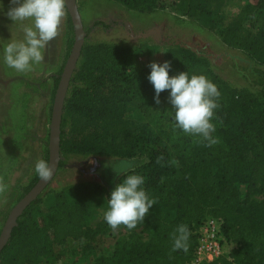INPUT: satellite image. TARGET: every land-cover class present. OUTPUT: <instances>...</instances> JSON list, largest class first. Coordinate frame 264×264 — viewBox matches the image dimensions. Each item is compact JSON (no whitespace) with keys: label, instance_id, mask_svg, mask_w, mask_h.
Returning <instances> with one entry per match:
<instances>
[{"label":"rangeland","instance_id":"374dc122","mask_svg":"<svg viewBox=\"0 0 264 264\" xmlns=\"http://www.w3.org/2000/svg\"><path fill=\"white\" fill-rule=\"evenodd\" d=\"M74 1L84 37L70 79L73 75L79 79L81 84L73 82L76 86L92 83L102 72L101 65L106 76L93 92L80 91L75 96L68 83L69 106L59 124L63 139L58 165L26 220L34 225L44 222L52 193L63 189L70 201L85 203L84 230L90 221L104 218L106 195L124 179L112 167L121 160L132 161L128 174H137L145 140L165 147L176 161L199 139L173 131L170 90L161 92L160 103H155L154 86L148 79L151 63L170 61L169 76L204 75L217 88L246 90L264 104V0H203L200 11L185 15L174 12L173 3L178 0ZM12 6L11 0H0V176L9 185L0 196V229L11 207L39 177L34 171L36 160L47 161L53 95L73 42L67 14L60 35L43 50V62L26 74L16 72L4 63L3 49L12 40H22L23 27L30 22L13 23L5 15ZM94 21L105 26L91 27ZM236 26L262 44L257 56L222 42L224 30ZM192 54L198 63L189 62ZM139 76L141 81L135 84L133 79ZM215 137L226 146L221 132ZM87 146L92 149L87 151ZM253 199L264 202L261 195ZM102 230L91 239H68L62 246L47 240L49 252L39 263L72 251L76 264H113L114 244L127 232L123 227L113 231L106 223ZM135 233L141 239L148 236L141 227ZM225 246L224 252L230 249Z\"/></svg>","mask_w":264,"mask_h":264},{"label":"trees","instance_id":"16d2710c","mask_svg":"<svg viewBox=\"0 0 264 264\" xmlns=\"http://www.w3.org/2000/svg\"><path fill=\"white\" fill-rule=\"evenodd\" d=\"M202 3L203 0H178L173 3L174 12L192 14L201 10ZM96 25L105 26L101 21H94L91 27ZM221 40L254 56L263 50L262 44L251 35L243 34L240 26L225 29ZM198 59L192 54L189 62L198 63ZM98 68L102 72L95 80L86 84L84 81L81 87L73 83L74 80L80 83L73 75L69 79L70 93L74 96L80 91L91 93L93 87L101 85L106 73L104 65ZM141 78H134V83ZM218 90L221 96L211 121L216 126L212 135L215 137L221 132L226 137V146L217 143L208 147L195 142L186 154L173 161L165 147L149 138L140 145L143 160L137 174L145 180L141 187L157 203L135 229L121 226L127 233L114 244L113 264H186L195 245V230L207 217L221 222L222 237L231 247L204 264H264V202L253 199L255 195L264 196V104L246 90L225 85ZM68 102V98L63 100L60 120ZM62 139L63 131L59 128V144ZM158 156H163L159 164L156 163ZM110 196L106 195L107 201ZM39 202L37 196L17 217L7 242L0 249V264H39L49 252L47 240L62 246L68 239H91L102 233L103 224H107L103 218L94 228L82 230L87 207L82 201H70L63 189L52 193V204L44 222L27 223L26 219ZM180 224L187 225L191 233L187 253L172 251V233ZM140 227L148 232L145 239L135 233Z\"/></svg>","mask_w":264,"mask_h":264},{"label":"clouds","instance_id":"9594fccd","mask_svg":"<svg viewBox=\"0 0 264 264\" xmlns=\"http://www.w3.org/2000/svg\"><path fill=\"white\" fill-rule=\"evenodd\" d=\"M13 5L5 15L13 21L25 22L23 39L12 40L3 49L4 63L18 73H28L34 65L44 60L43 50L61 32V25L67 15V0H11ZM148 79L154 86L155 103H160V94L170 90L169 102L174 109L173 131L180 130L184 134L199 137L198 143L212 146L219 142L212 133L216 126L211 122L214 110L219 107L218 98L221 96L217 86L204 75H192L187 72L169 76L171 62L163 64L151 63ZM163 156H158L156 163H161ZM133 162L121 160L112 168L117 175L123 174L124 179L111 192L108 199V209L104 220L109 227L116 231L121 226L128 230L135 229L143 223L149 209L157 203L141 187L144 177L139 174H128L133 169ZM34 171L39 178L48 182L54 172V167L44 159H37ZM9 190V185L0 176V196ZM190 231L185 224H180L172 233V251L189 250Z\"/></svg>","mask_w":264,"mask_h":264},{"label":"water","instance_id":"95a60500","mask_svg":"<svg viewBox=\"0 0 264 264\" xmlns=\"http://www.w3.org/2000/svg\"><path fill=\"white\" fill-rule=\"evenodd\" d=\"M66 11L73 30V42L70 48V52L60 72L51 105L50 120L48 125L47 161L50 162V164L54 167L53 175L56 171L58 160L60 158L59 124L63 100L71 73L79 56L84 37V30L82 28L80 17L74 0H67ZM49 181L44 182L38 177L35 183L28 189V191L23 194L11 207L0 229V249L7 242L11 228L15 225L16 219L21 214L22 210L39 195V193L49 183Z\"/></svg>","mask_w":264,"mask_h":264},{"label":"built area","instance_id":"2783aa9c","mask_svg":"<svg viewBox=\"0 0 264 264\" xmlns=\"http://www.w3.org/2000/svg\"><path fill=\"white\" fill-rule=\"evenodd\" d=\"M196 239L186 264H204L222 255L226 243L221 234V222L213 217L205 218L195 230ZM228 247H231L228 244Z\"/></svg>","mask_w":264,"mask_h":264},{"label":"crops","instance_id":"0c3cea01","mask_svg":"<svg viewBox=\"0 0 264 264\" xmlns=\"http://www.w3.org/2000/svg\"><path fill=\"white\" fill-rule=\"evenodd\" d=\"M96 223L97 221L92 220L88 223V227L94 228ZM66 243H69V240H67L64 244ZM74 254L76 253L72 251H68V253H66V255L64 256L60 255L58 258H54V260H49L48 262H42V263L40 262L39 264H76L75 262H73L74 261L73 258H75Z\"/></svg>","mask_w":264,"mask_h":264}]
</instances>
